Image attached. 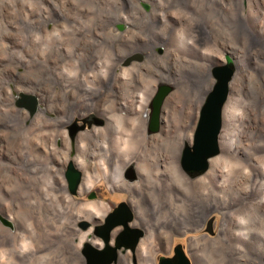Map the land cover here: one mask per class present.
Listing matches in <instances>:
<instances>
[{
	"label": "rangeland",
	"instance_id": "1",
	"mask_svg": "<svg viewBox=\"0 0 264 264\" xmlns=\"http://www.w3.org/2000/svg\"><path fill=\"white\" fill-rule=\"evenodd\" d=\"M47 1L51 7L47 6ZM42 6L50 8L52 20L48 24L31 15L32 10L38 13ZM120 13L125 22L112 24ZM0 19V264H85L82 246L81 254L73 255L67 225L75 216L86 218L89 206L96 201L106 203L110 209L123 201L131 206L130 195L123 189H111L105 179L81 193L84 173L73 162L74 167L82 173V179L77 194H71L64 177L67 163L63 169L67 193L78 204L71 205H74L72 212H64L58 194L50 184L51 175L47 168L51 161L40 150V143L48 139L56 140L62 131L72 143L80 134L93 130H102L103 134L101 131L102 135L87 140H125L134 126L138 129L139 122H130L115 105L116 102L123 103L121 93L125 92L127 86L120 85L118 95L108 87L103 95L94 99L95 107L88 102L85 107V104L72 100L64 85H71V94H77L78 79L86 78L94 85L101 84L115 65L129 70L134 65L145 63L141 70L131 76L128 86L139 92L151 82L158 81L148 103L146 128L150 134H159L161 120L156 131L148 130L151 103L159 86L167 84L172 88L165 97L166 101L179 90L178 96H181L177 98L178 101L189 104L199 97L202 93L200 89L206 83V69L195 56L199 52L190 49L183 38L188 36L190 26H199L204 31L206 36L201 39L200 51L215 57L212 68L226 63L227 57L234 65L235 73L231 79L234 85H229L230 91L223 105L219 139L225 132L237 144L250 145L248 151L253 164H263L264 0H0ZM227 47L230 50H226ZM229 52L241 56L238 64ZM211 79L214 82L212 74ZM40 94L45 95V102L40 101ZM31 100L35 103L34 112L28 108ZM101 108L109 112L108 120ZM199 110L191 135L198 122ZM27 114L32 121L26 120ZM71 115L73 119L68 124L63 123ZM173 116L176 121L181 119L178 113H173ZM57 140L55 145L62 155L65 148L59 141L61 137H57ZM160 140H163L161 144L141 143L128 154L131 158L152 163L173 150V129L169 136L166 134ZM188 141L192 143V139ZM220 150L216 157L222 154L221 145ZM75 156L76 151L70 150L69 160H74ZM86 159L90 161L88 157ZM118 159L121 164V157ZM232 165L233 172L224 194L227 199L239 202L245 187L244 173L235 163ZM134 166V163L129 166L134 170L132 177L127 174L129 167L123 172L124 179L132 183L138 179ZM91 191L95 192V197L88 198ZM148 193L149 197L144 196L140 200L142 216L147 218L151 215L153 220L171 213L172 204L167 200L165 191L156 194L151 190ZM182 193L187 202H192L198 196V190L192 188L184 189ZM49 197L51 200H46ZM187 207H180V211ZM134 213L133 223L136 220ZM12 216L16 222L14 220L9 225L7 218ZM151 216L147 219L150 220ZM235 219L248 221L247 226L258 238L252 246L264 248V209L242 208ZM81 220L77 227L88 232L89 227L79 225ZM222 220L223 216L214 211L201 223L202 226L197 223L191 230L172 233L170 240L165 241L155 253L154 264L158 263L159 256L171 255L172 247L177 244L183 247L193 264H202L198 256L193 255L190 242L201 236L215 237ZM133 225L141 228L145 236L142 226ZM89 240L91 236L86 242ZM127 251L132 256L131 264H139L134 253L129 249ZM207 258L211 259L210 254ZM125 263L122 256L118 264Z\"/></svg>",
	"mask_w": 264,
	"mask_h": 264
},
{
	"label": "bare ground",
	"instance_id": "2",
	"mask_svg": "<svg viewBox=\"0 0 264 264\" xmlns=\"http://www.w3.org/2000/svg\"><path fill=\"white\" fill-rule=\"evenodd\" d=\"M47 6L51 7V3L49 1H47ZM49 10L50 8H43L42 6L40 10H37L39 11L38 13L36 11L33 12L32 10L31 15L35 18L37 17V19H42L48 24L52 20ZM10 12H12V10ZM121 13L115 17L114 21L111 20L112 24L116 22H125ZM9 14H7V16ZM198 27L190 26L189 33L186 31L188 36L183 38L185 39L186 44L191 47L190 49L199 52V54L197 53L195 56L197 55V61L206 69V83L205 85L203 84L204 88L202 90L200 89L202 93L199 97L191 100L189 104H181L178 101L177 98L181 96H178L179 90L170 95L167 101V97L165 98L164 103L166 101V104L164 106L163 103V110L161 108L160 112L159 124L161 120V131L159 134H150L146 128L148 120V103L158 81L151 82L147 88L140 90L139 92H135L132 88H130L131 86H128L129 80L135 71L141 70L144 67L145 63L134 65L133 68L129 70H124L123 68L121 69V66L119 67L118 65H115L108 77L106 78L104 76L106 79L101 84L98 83L94 85L93 83H90L88 79L81 78L78 79L77 94H71L72 87L69 84L64 85L66 93L68 95H72L71 98L75 103L79 102L85 104L88 102L87 104H91L90 106L95 107L96 103L94 102V99L97 96L99 97L100 95H103L108 87H111L112 90L110 91H113L118 95L120 94L118 92L120 85H124V87L127 86L125 92L121 93L124 97L123 103L119 104L116 102L115 105L119 110L124 112V116L130 122H139L138 129L134 126V130H132L131 133L129 132L130 134H125L127 136L125 140H87L88 138L97 137L101 134L102 130L88 131L80 134L74 143H72V141L70 142L69 138H67L65 133L62 131L56 136V140H44L43 143H40L39 148L43 153L49 156L51 161L50 166L47 168L49 169L51 175V180L49 179L50 184L55 188V191L58 194L57 197L63 206L64 212H72L71 207L74 205H71L73 203H77L71 198V196L68 195L67 186L63 178V169L68 162H73L75 166L84 173V179L80 187L81 193L88 191L101 179H105L111 189L119 188V190L123 189L128 192L130 195L131 207L136 212V220L134 224L142 226L146 232L144 238L139 241L138 246L133 252L139 264H154L155 253L164 245L165 241L167 243V241L170 240L169 237L172 233L179 231L186 232L193 229L194 226H197V223H200V226H202L201 223L210 213L214 211H217V213L219 212L223 216L218 234L213 238L201 236L199 238L192 239L190 247L193 255L198 256L199 261L202 264H264V248L256 249L252 246L258 238L252 228L247 226L248 221L243 219L242 221H239L238 219H235V215L241 211L242 208L247 210H251L253 207L264 209V161L261 166L253 164L252 159L250 158L251 155L248 151V148L250 149V145L237 144L234 138L232 139L231 136H228L230 134H226L224 132L219 143L222 147V154L218 157H216L217 155L214 156L216 158L212 157L214 159L209 158L206 170L198 174L197 177H189L183 171L180 164V156L184 141L192 139L190 131L194 129L199 107L213 82L211 79V69L213 59L215 57L213 55L201 53V39L206 35H204V31ZM7 28L9 29V27ZM228 49L230 50V48L227 47L226 50ZM231 51L233 50L231 49ZM232 57L237 64L241 60L240 55L236 56V54H233ZM183 59L185 60V58ZM230 84L232 87L233 82ZM43 95H38L41 102H45ZM82 109V111H84V108ZM101 110L104 113L103 116L108 120L109 112L103 108H101ZM43 113H45L44 110ZM173 113L180 114L181 119L179 121L174 120ZM72 119L73 115L67 118L63 123L67 122L66 124H68V122ZM26 120L30 122L32 121V117L27 114ZM172 129L173 137L175 139L172 140L174 148L164 157H159L150 163L149 161L143 162L138 158H131L128 154L130 151H134L136 146L141 143H144L145 145H153L155 143L161 144L160 142L163 140L160 139H162L166 134L169 136ZM57 137H61V140L59 141L63 145L62 148H65V150L62 149L65 151L62 155L61 152L57 150L55 145V142L58 141ZM121 145H123V148ZM70 150L76 151L74 160H69ZM119 156L121 157V164L119 163ZM87 157L90 161L86 159ZM232 162L241 168V173H244L243 184L245 187L242 192V200L239 202L230 200V198L227 199L224 194V190L229 185L231 179L230 176L233 172ZM133 163L135 164V170L138 172V179L132 183L124 179L123 172ZM113 167L114 171L112 172ZM208 168H210L209 171ZM118 169L119 171L116 172ZM168 174H172L175 177L173 178L171 175L166 176ZM36 176L38 177V175ZM189 188L198 190V196L192 202H187L185 199L186 196L184 197L182 193V190ZM144 190H147V192ZM151 190L155 191V193L159 192V194L160 191H165V193H167L166 195L168 197L166 195L165 196L172 204V207L169 205V208L171 207L170 214L167 216H158L157 218H153V220L151 215L150 220L147 219L150 216H146L147 218H145L141 215L140 200L144 196L149 197L150 192L148 193V191ZM139 193H141V196H139ZM46 200H51V198L49 197ZM185 202L188 203H186L188 207L185 208L184 211H180V207L187 206ZM109 209L110 208H108L106 203L96 201L91 203L89 206L88 216L86 218H82L80 215L75 217V214L72 215L74 218L67 225V228L69 230L71 249L74 251V253L72 252L73 255L81 254V246L83 247V244L88 241V236H91L89 232H83L77 227L78 221L80 219H82L81 221L86 219L93 223L100 224L103 222L104 216ZM154 211H156V209H154ZM7 220H9V223H14L15 219L12 216L8 217ZM89 242L98 246L101 245V240L99 242V239L93 236H91V240H89ZM209 254L211 259L207 258ZM123 257L125 258V264H131L132 256L129 252L123 255Z\"/></svg>",
	"mask_w": 264,
	"mask_h": 264
},
{
	"label": "water",
	"instance_id": "3",
	"mask_svg": "<svg viewBox=\"0 0 264 264\" xmlns=\"http://www.w3.org/2000/svg\"><path fill=\"white\" fill-rule=\"evenodd\" d=\"M234 73V65L229 57H227L226 63L211 69V74L215 80L200 107L198 122L192 135L191 150L186 149L181 155L182 168L188 174L193 175L203 172L208 166L209 158L217 155L220 151L219 135L222 128V109L227 100L230 91L229 85ZM171 90L170 85L161 84L153 97L148 127L150 132L158 129L161 108L166 95ZM28 108L30 112H34V100H31ZM127 174L132 177L133 169L129 167ZM65 177L68 182L69 192L76 195L82 179V173L74 167L72 162H68ZM93 197H95V192L91 191L88 198ZM134 218L135 213L133 209L128 202L123 201L111 207L100 224L88 220L80 221L79 225L82 228L89 227V234L102 242L99 247L89 242L83 244L84 263L112 264L119 260L117 249H129L133 252L137 239L143 234L141 228L131 226L134 224ZM7 223L10 225L9 222ZM115 229H117V233L112 236V232ZM208 231H210V228ZM177 255V263L169 262L168 257L159 256L157 264H191L189 257L184 252L177 253Z\"/></svg>",
	"mask_w": 264,
	"mask_h": 264
},
{
	"label": "flooded vegetation",
	"instance_id": "4",
	"mask_svg": "<svg viewBox=\"0 0 264 264\" xmlns=\"http://www.w3.org/2000/svg\"><path fill=\"white\" fill-rule=\"evenodd\" d=\"M192 145V143H189V141L188 140H186V143H185V145H183V147H182V153L184 152V150H191V146ZM131 169H133L132 167H130ZM199 174V173H198ZM198 174H190V175H192L193 177H196V176H198ZM132 175H134V170H133V174ZM196 175V176H195ZM131 226H134V227H137V226H135V225H131ZM117 233V229H115V230H113V232H112V236L113 235H115V234ZM111 236V237H112ZM144 236V231H143V234L141 235V236H139V238L137 239V244H136V247L138 246V244H139V241H141L142 239V237ZM136 247H135V249H136ZM117 251L119 252V260H118V262H117V264L121 261V259H122V256L123 255H125L128 251H126V249H122V248H119V249H117ZM126 251V252H125ZM134 252V251H133ZM132 252V253H133ZM182 252H184L185 254H187L185 251H184V249H183V247L180 245V244H177V245H175L174 247H172V254L171 255H165V257H168V261L169 262H171V263H177L178 262V255H177V253H182ZM121 253V254H120ZM122 253H124V254H122ZM162 256V255H161ZM164 256V255H163ZM188 256V255H187ZM189 257V256H188ZM190 259V258H189ZM190 262H191V264H193V262H192V260L190 259Z\"/></svg>",
	"mask_w": 264,
	"mask_h": 264
}]
</instances>
